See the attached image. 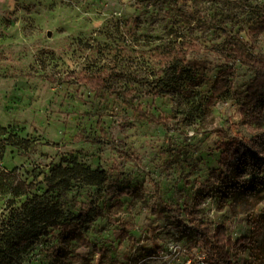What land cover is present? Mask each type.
<instances>
[{
    "label": "rangeland",
    "instance_id": "374dc122",
    "mask_svg": "<svg viewBox=\"0 0 264 264\" xmlns=\"http://www.w3.org/2000/svg\"><path fill=\"white\" fill-rule=\"evenodd\" d=\"M262 5L264 0H0V126L7 127L0 132L2 166L40 194L54 164L104 171L102 185H71L60 198L65 217L79 212V202L106 208L121 201L116 215L136 224L124 237L119 222L103 214L84 228L90 245L77 246L81 258L63 264H107L99 253L104 248H111L117 264H165L164 249L172 244L185 248L172 261L200 255L202 236L185 212L162 206L182 208L187 201L200 218L225 222L234 239L248 233L252 245L245 256L253 252L264 264V191L222 202L210 181L219 167L216 130L249 131L240 108L256 75L220 52L227 36H240L264 56V32L250 31ZM225 71L229 90L208 110L213 84ZM75 72L99 73L107 87L89 90ZM138 106L168 123L141 121ZM10 135L22 139L24 150L6 144ZM257 147L264 150V142ZM123 188L135 194L120 195ZM10 197L0 196V220ZM54 242L23 249L20 264H50Z\"/></svg>",
    "mask_w": 264,
    "mask_h": 264
},
{
    "label": "trees",
    "instance_id": "16d2710c",
    "mask_svg": "<svg viewBox=\"0 0 264 264\" xmlns=\"http://www.w3.org/2000/svg\"><path fill=\"white\" fill-rule=\"evenodd\" d=\"M258 17L251 24L250 31L264 32V5L256 7ZM226 43L221 50V56L227 61L240 62L251 70L255 77L248 84L242 98L240 113L245 126L249 130L232 131L218 129L219 139L217 149L220 151L219 167L210 173V181L215 182L214 190L221 195V201L237 198L242 194L257 195L264 191V150L258 148L264 142V56L251 52L240 36L226 37ZM196 63V62H195ZM89 89L99 93L107 87V80L101 74L73 73ZM231 79L225 71L213 84V95L209 98L206 109L209 110L213 99L229 90ZM207 112V111H206ZM135 117L141 121L166 125V117L155 116L138 106ZM7 127L0 126V132ZM1 135V133H0ZM89 140V139H86ZM95 140V139H92ZM6 144L19 151L24 150L22 139L10 135ZM3 156L0 155V196L8 194L6 215L0 220V264H20V253L23 249L36 245L37 242L51 243L49 248L50 264H63L67 260H78L80 254L77 246H89L90 241L84 234V228L95 219L105 214L113 218L122 227L124 237L128 231L136 228V224L122 220L116 215L115 209L122 207L121 201L110 203L102 208L93 202H79V212L65 217L60 198L67 193L75 182L83 181L88 185H102L107 178L105 172L91 170L76 162L54 164L49 174L44 177L47 187L45 193L33 190L32 183L22 179L16 170H8L2 166ZM209 190V188H207ZM135 190L123 188L120 195H134ZM208 192V191H206ZM26 196L25 200L17 199ZM163 209L182 210L190 220L191 226L202 236V252L206 254L209 264H263L261 257L253 254L245 256L252 245L251 237L244 233L237 239L229 234L225 222L203 219L195 215L194 205L185 202L181 208L178 205L162 204ZM76 242L77 245H73ZM103 261L107 264H117L118 260L110 256L111 248L99 250Z\"/></svg>",
    "mask_w": 264,
    "mask_h": 264
},
{
    "label": "built area",
    "instance_id": "2783aa9c",
    "mask_svg": "<svg viewBox=\"0 0 264 264\" xmlns=\"http://www.w3.org/2000/svg\"><path fill=\"white\" fill-rule=\"evenodd\" d=\"M164 250L167 252V254L169 253V255H168L169 260H167L168 262H166L165 264H209L208 261L206 260V254L203 253L202 251H201L202 253L200 255H197V256H191L190 255V258H185L184 261L180 262V261H176V260L172 261V257L174 255H178V254L183 253L185 251L184 247L172 244V245L166 247Z\"/></svg>",
    "mask_w": 264,
    "mask_h": 264
}]
</instances>
